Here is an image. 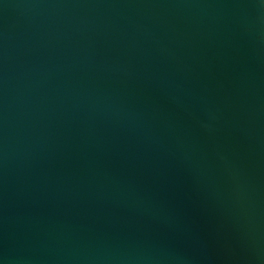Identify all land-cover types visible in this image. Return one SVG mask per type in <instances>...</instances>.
Masks as SVG:
<instances>
[{
    "label": "water",
    "instance_id": "obj_1",
    "mask_svg": "<svg viewBox=\"0 0 264 264\" xmlns=\"http://www.w3.org/2000/svg\"><path fill=\"white\" fill-rule=\"evenodd\" d=\"M0 264H264V0H0Z\"/></svg>",
    "mask_w": 264,
    "mask_h": 264
}]
</instances>
